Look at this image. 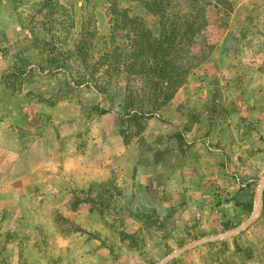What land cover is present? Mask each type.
Instances as JSON below:
<instances>
[{
	"label": "rangeland",
	"instance_id": "obj_1",
	"mask_svg": "<svg viewBox=\"0 0 264 264\" xmlns=\"http://www.w3.org/2000/svg\"><path fill=\"white\" fill-rule=\"evenodd\" d=\"M0 264H264V0H0Z\"/></svg>",
	"mask_w": 264,
	"mask_h": 264
}]
</instances>
